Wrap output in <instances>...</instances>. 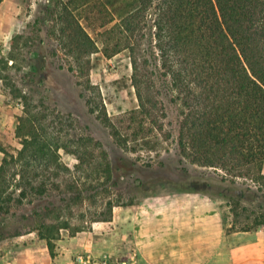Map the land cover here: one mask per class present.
Wrapping results in <instances>:
<instances>
[{
	"label": "rangeland",
	"instance_id": "1",
	"mask_svg": "<svg viewBox=\"0 0 264 264\" xmlns=\"http://www.w3.org/2000/svg\"><path fill=\"white\" fill-rule=\"evenodd\" d=\"M66 1L19 0V4L7 6L5 0H0V14L9 8L18 19L12 23V35L8 31L9 22L0 21V145L14 155L23 146L16 133L26 106L17 95L20 91L33 99L34 110L40 112L48 134L69 147L59 149V161L67 170L41 169L30 176L35 183H48L50 196L46 202L60 212L62 220L70 223L55 235L52 249L37 230L0 241V264H75L78 254L91 255L96 264H102L104 259L111 264L121 260L141 264L131 241L132 216L134 205L150 195L200 191L218 202L229 236L256 229L264 202L248 195L230 199L219 193L215 183L225 177L234 179L239 187L264 193V179L256 166L248 165L240 176L221 166H202L185 157L179 140L183 113L188 110L175 99L170 86L159 79L157 85L162 87L159 105L164 107L166 117L159 111L155 119L164 124V129L159 130L143 114L131 116V111L138 108V98L131 80L129 49L106 56L100 29L95 25L88 27L82 18L86 14L75 12L98 46L86 58L87 71L82 74L78 61L56 35L59 27L56 21ZM54 26L55 34L49 31ZM150 42L148 39L147 43ZM153 65L145 63L144 73L149 71L156 78L158 71ZM104 112L111 126L99 117ZM78 150L94 153L97 163L106 161L100 157L101 151H106L111 161L117 163L120 155L127 157L138 165V172L123 177L118 187L106 188L103 176L88 177L96 176L86 168L89 162L79 167L74 153ZM3 157L0 151V163ZM37 197L31 195L33 203L16 209L17 213L31 212L37 205L34 200ZM60 219L55 213L44 218L48 224H56Z\"/></svg>",
	"mask_w": 264,
	"mask_h": 264
},
{
	"label": "trees",
	"instance_id": "2",
	"mask_svg": "<svg viewBox=\"0 0 264 264\" xmlns=\"http://www.w3.org/2000/svg\"><path fill=\"white\" fill-rule=\"evenodd\" d=\"M75 12L86 14L82 18L88 27L100 29L106 56L129 49L131 80L138 98V108L131 116L143 114L159 130L164 129L155 119L159 111L166 117L159 105V79L188 110L183 113L179 140L185 157L240 176L253 164L264 179V0H67L56 21L58 32L55 26L49 31L58 34L60 44L78 61L84 74V62L98 46ZM145 63L154 64L156 78L149 71L144 73ZM17 95L26 105L16 129L23 146L14 155L0 145L4 153L0 163V241L37 230L52 249L55 235L70 223L46 202L48 183H35L30 174L50 168L67 170L59 161V149L69 147L48 134L33 99L20 91ZM99 117L111 126L106 112ZM74 153L79 167L89 162L86 168L96 175L88 176L90 179L104 177L106 188L118 187L123 177L138 172V165L121 155L117 163L101 151L100 157L106 161L97 163L92 152ZM215 183L219 193L230 199L248 195L264 202L261 190L239 187L234 179L221 177ZM31 195L38 196L33 198L35 208L27 214L17 213L16 209L33 203ZM51 213L61 218L56 224L44 220ZM256 225L264 226V211Z\"/></svg>",
	"mask_w": 264,
	"mask_h": 264
},
{
	"label": "crops",
	"instance_id": "3",
	"mask_svg": "<svg viewBox=\"0 0 264 264\" xmlns=\"http://www.w3.org/2000/svg\"><path fill=\"white\" fill-rule=\"evenodd\" d=\"M14 20L9 8L0 14L10 35ZM131 235L141 264H264V226L229 236L218 202L198 191L146 196L134 205Z\"/></svg>",
	"mask_w": 264,
	"mask_h": 264
},
{
	"label": "built area",
	"instance_id": "4",
	"mask_svg": "<svg viewBox=\"0 0 264 264\" xmlns=\"http://www.w3.org/2000/svg\"><path fill=\"white\" fill-rule=\"evenodd\" d=\"M128 260L116 261L113 264H129ZM75 264H96L94 258L89 254H78L75 258ZM102 264H111L107 259L102 260Z\"/></svg>",
	"mask_w": 264,
	"mask_h": 264
}]
</instances>
